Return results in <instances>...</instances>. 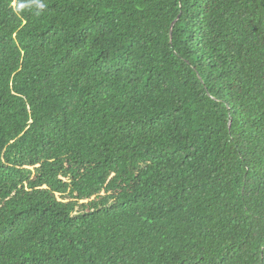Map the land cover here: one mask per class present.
<instances>
[{"label":"trees","instance_id":"1","mask_svg":"<svg viewBox=\"0 0 264 264\" xmlns=\"http://www.w3.org/2000/svg\"><path fill=\"white\" fill-rule=\"evenodd\" d=\"M0 264H264V0H0Z\"/></svg>","mask_w":264,"mask_h":264},{"label":"clouds","instance_id":"2","mask_svg":"<svg viewBox=\"0 0 264 264\" xmlns=\"http://www.w3.org/2000/svg\"><path fill=\"white\" fill-rule=\"evenodd\" d=\"M21 7H22V5H21ZM41 7H43V5H41Z\"/></svg>","mask_w":264,"mask_h":264}]
</instances>
